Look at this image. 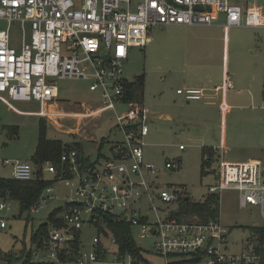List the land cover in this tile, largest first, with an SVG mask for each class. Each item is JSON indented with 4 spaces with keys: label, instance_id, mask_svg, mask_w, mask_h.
Segmentation results:
<instances>
[{
    "label": "built area",
    "instance_id": "built-area-1",
    "mask_svg": "<svg viewBox=\"0 0 264 264\" xmlns=\"http://www.w3.org/2000/svg\"><path fill=\"white\" fill-rule=\"evenodd\" d=\"M213 13L225 15V29L241 26L242 19L249 28L264 29V5L249 0H0V21L8 24L0 30V102L47 105L58 98L55 80L81 79L89 81V91L100 92L98 115L114 110L117 104L127 106L124 114L116 117L120 138L109 145L107 155H99L94 162L75 149L60 157L58 167L51 162L36 168L27 161L0 160L2 166L10 167L13 180L32 181L40 170L72 186L57 225H50L40 246L49 251V259L67 260L71 242L88 226L97 235L92 239V252L81 254L77 239L76 264H149L137 245L136 253L120 252L105 222L109 218L137 227L142 240L153 239L152 254L164 258L165 264H264L252 240H248L246 251L229 254L228 231L219 219L197 223L157 207L156 201L178 205L182 195L174 190L156 191L158 172L144 162L143 153L150 110L140 102L124 101V65L133 48L148 44L150 28L212 26ZM13 22L22 28L19 49L10 43ZM232 88L226 74L214 91ZM176 94L186 102L207 98L202 88L178 89ZM220 108L222 112L229 109L224 102ZM178 149L185 147L179 145ZM179 167L178 162L165 164L169 170ZM219 168L217 190H237L240 207L260 206L264 218L260 165L221 160ZM51 193L48 186L39 201ZM9 201L0 196V211ZM5 227L0 218V229ZM99 237H110L114 250L101 244ZM169 257L171 261H166Z\"/></svg>",
    "mask_w": 264,
    "mask_h": 264
},
{
    "label": "rangeland",
    "instance_id": "rangeland-1",
    "mask_svg": "<svg viewBox=\"0 0 264 264\" xmlns=\"http://www.w3.org/2000/svg\"><path fill=\"white\" fill-rule=\"evenodd\" d=\"M249 1L264 5V0ZM225 23L224 14L213 13L212 26L150 28L148 44L142 49L131 50L123 68V80L132 83L144 77L138 102L149 108L151 121L143 153L144 162L158 172L156 191H178L182 198L192 202H201L208 194L218 195V219L228 231L227 252L239 254L247 249L248 238L252 236L250 229L264 227L261 208L256 205L242 209L239 192L218 191L216 178L222 159L244 162L255 158L260 160V178L264 185V29L249 28L243 19L239 27L225 29ZM6 28L8 24L0 21V30ZM22 35L21 24L11 23L10 43L16 49L21 46ZM224 65L233 88L226 96L229 109L222 114L218 109L220 93L214 88L221 83ZM54 83L59 110L79 111L82 103L92 108L101 105L100 92L89 91V81L60 79ZM186 88H202L207 98L186 102L176 94V90ZM12 105L29 113L40 112L41 106L46 109L44 104L35 101ZM126 109L127 106L117 104L114 110L103 112L98 119L79 123L71 117L49 120L17 114L0 102V160L31 162L43 123L47 139L70 147L77 142L80 144L78 153L94 162L99 155H107L109 145L120 138L116 117ZM13 128L16 129L14 134ZM75 129L77 135L71 132ZM223 141L224 148H221ZM179 145L185 149H178ZM204 146L215 148L217 156L205 162ZM166 162H178L180 167L166 169ZM11 177L10 167L0 164V178ZM42 177L50 182L52 193L39 201V207L18 216V204L9 201L6 209L0 211V218L6 222V227L0 229V264H23L27 255L31 264H76V258L66 262L51 260L48 250L31 242L32 233L41 223L47 222L51 214L56 213L55 219H59L65 199L72 195V186L57 181L54 175L43 172ZM156 205L160 210L178 211L177 204L156 201ZM131 232L149 264H165L164 258L152 254L153 239H140L137 227H132ZM96 236L95 229L88 226L79 231L81 254L92 252L91 243ZM99 239L101 244L114 250L110 237Z\"/></svg>",
    "mask_w": 264,
    "mask_h": 264
},
{
    "label": "trees",
    "instance_id": "trees-1",
    "mask_svg": "<svg viewBox=\"0 0 264 264\" xmlns=\"http://www.w3.org/2000/svg\"><path fill=\"white\" fill-rule=\"evenodd\" d=\"M143 85L144 77L142 76L136 78L132 83H125L124 101L138 102V98L143 92ZM12 130L14 134L16 129L13 128ZM44 130L43 123H41L37 147L31 161L36 168L44 162H51L58 167L60 164V157L64 153L71 149H75L76 151L80 150V144L77 142L70 147L62 145L60 141L47 139ZM101 146L102 143L99 145V149ZM203 153L206 156L205 162L215 157V152L212 148L203 147ZM49 185L50 182L43 179L40 170H37L36 177L32 181H16L12 178H0V196L16 202L19 208L18 216H21L24 212H28L39 203V197ZM56 215V213L51 214L47 218V222L41 223L32 233L31 242L37 245V247L43 245L44 241L47 239L50 225H57L58 221L55 219ZM174 216L179 219L197 223L217 220L219 216V197L216 194H208L201 202H192L189 198L183 197L179 200L178 211ZM105 222L107 223L108 229L113 233L120 252L130 251L131 253H136L139 251L133 239L129 224L124 221H116L109 218H105ZM250 231L252 236L248 238V240L254 241L256 244L255 252L264 259V227L256 226L251 228ZM77 239L78 235L75 236V240L70 244V257L67 260L62 259L60 262L75 259L79 248ZM29 258L30 256L27 255L23 264H31L28 263Z\"/></svg>",
    "mask_w": 264,
    "mask_h": 264
},
{
    "label": "crops",
    "instance_id": "crops-1",
    "mask_svg": "<svg viewBox=\"0 0 264 264\" xmlns=\"http://www.w3.org/2000/svg\"><path fill=\"white\" fill-rule=\"evenodd\" d=\"M226 65H224V71L221 73L222 75L220 76L221 77V82L223 81V79H224V76L226 75V74H228V73H225V70H227L226 69V67H225ZM250 81V80H249ZM248 81V82H249ZM248 87L247 88H249V85H247ZM246 90H248V89H246ZM227 92H228V90H225V91H222V92H219L220 93V102H219V104H218V109H219V111L223 114V113H225V112H222V110H221V108H220V103L222 102H224L225 104H226V96H227ZM248 94H249V96H250V98L252 99V96H251V94L248 92ZM58 99V98H57ZM57 101L58 100H56L55 102H51V103H49V104H47V105H45L44 107H46V109L45 110H43V108H42V106H41V111L40 112H37V113H29V112H23V111H20V110H18V109H15V107H13V103H7L6 104V106H8V109H10V110H12V111H14L15 113H19V114H23V115H29V116H38V117H44L45 119H49V120H51V119H61V118H63V117H71V118H76L77 119V121L79 122V123H81V122H83V121H88V120H96V119H98L99 117H100V115H98L97 114V107L96 108H92L90 105H86V104H84V103H82L81 105H80V110L79 111H64V110H59V109H57L58 108V104H57ZM39 103V102H38ZM226 106H228L227 104H226ZM229 107V106H228ZM63 111H64V113H63ZM62 116V117H61ZM58 117V118H57ZM150 121H151V119H150ZM71 132H75L74 133V135H77L78 133V130L77 129H75V130H73V131H71ZM72 134V133H71ZM223 138H224V140H225V135L223 136ZM222 138V139H223ZM224 141L221 143V148L223 147L224 148ZM204 147H206V148H212L213 150H214V152H215V156H217V150L215 149V148H213V147H208V146H204ZM83 156V155H82ZM223 160V159H222ZM225 161V160H224ZM226 162H228V161H226ZM245 162H256V163H258L259 165H260V160L259 159H255V158H251V159H248L247 161H244V162H230V163H245Z\"/></svg>",
    "mask_w": 264,
    "mask_h": 264
},
{
    "label": "water",
    "instance_id": "water-1",
    "mask_svg": "<svg viewBox=\"0 0 264 264\" xmlns=\"http://www.w3.org/2000/svg\"><path fill=\"white\" fill-rule=\"evenodd\" d=\"M199 10H201V9L199 8Z\"/></svg>",
    "mask_w": 264,
    "mask_h": 264
}]
</instances>
